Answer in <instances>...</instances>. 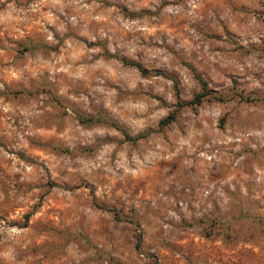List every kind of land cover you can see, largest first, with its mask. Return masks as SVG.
<instances>
[{"label":"rangeland","instance_id":"1","mask_svg":"<svg viewBox=\"0 0 264 264\" xmlns=\"http://www.w3.org/2000/svg\"><path fill=\"white\" fill-rule=\"evenodd\" d=\"M0 264H264V0H0Z\"/></svg>","mask_w":264,"mask_h":264},{"label":"trees","instance_id":"2","mask_svg":"<svg viewBox=\"0 0 264 264\" xmlns=\"http://www.w3.org/2000/svg\"><path fill=\"white\" fill-rule=\"evenodd\" d=\"M121 62L123 64H127V65H131V66H134L139 72H144V68H142L138 63H135V62H132V61H129V60H126L124 58L121 59ZM199 83L201 85V92L198 93L197 95H195L193 97L192 100L188 101L189 104H198L200 103V101L202 100V97L205 96L206 94H208L209 91L206 90V87H205V84L202 80L199 79ZM79 122L81 123H85V124H91V123H99V122H104V123H108V124H112L110 121L98 116V117H87V116H83V115H76ZM172 120V115H169L168 117H166L165 119H163L161 121V123L163 124H167L169 123L170 121ZM139 135H136L133 137V139H136L138 138Z\"/></svg>","mask_w":264,"mask_h":264}]
</instances>
